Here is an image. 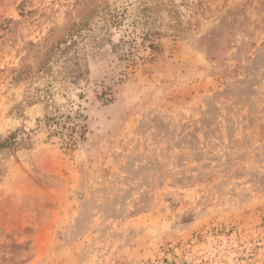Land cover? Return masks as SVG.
<instances>
[{"label":"rangeland","instance_id":"rangeland-1","mask_svg":"<svg viewBox=\"0 0 264 264\" xmlns=\"http://www.w3.org/2000/svg\"><path fill=\"white\" fill-rule=\"evenodd\" d=\"M10 136L0 264H264V0H0Z\"/></svg>","mask_w":264,"mask_h":264},{"label":"trees","instance_id":"trees-1","mask_svg":"<svg viewBox=\"0 0 264 264\" xmlns=\"http://www.w3.org/2000/svg\"><path fill=\"white\" fill-rule=\"evenodd\" d=\"M67 121V120H66ZM65 121V122H66ZM67 125V123H64V126L65 127ZM14 137L13 136H10L9 138L5 139L4 141L0 142V148L2 146H13L14 144L17 145L18 143L16 141H14L13 139Z\"/></svg>","mask_w":264,"mask_h":264}]
</instances>
